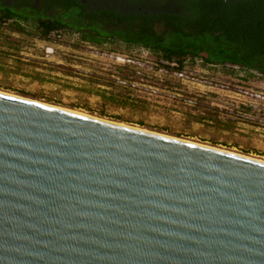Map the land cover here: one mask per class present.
<instances>
[{
    "label": "water",
    "instance_id": "water-1",
    "mask_svg": "<svg viewBox=\"0 0 264 264\" xmlns=\"http://www.w3.org/2000/svg\"><path fill=\"white\" fill-rule=\"evenodd\" d=\"M0 264H264V161L1 90Z\"/></svg>",
    "mask_w": 264,
    "mask_h": 264
},
{
    "label": "rangeland",
    "instance_id": "rangeland-1",
    "mask_svg": "<svg viewBox=\"0 0 264 264\" xmlns=\"http://www.w3.org/2000/svg\"><path fill=\"white\" fill-rule=\"evenodd\" d=\"M146 49L0 29V91L264 160V79ZM170 66V65H169Z\"/></svg>",
    "mask_w": 264,
    "mask_h": 264
},
{
    "label": "trees",
    "instance_id": "trees-1",
    "mask_svg": "<svg viewBox=\"0 0 264 264\" xmlns=\"http://www.w3.org/2000/svg\"><path fill=\"white\" fill-rule=\"evenodd\" d=\"M54 3V12L46 13L45 6L37 11L26 1L6 4L0 0V29L20 33L30 27L42 39L53 30H63L94 45L118 42L144 48L166 62L164 67L176 71L188 61H199L242 71L246 78L257 74L264 79V13H258L250 0L233 6L207 0L184 17L130 16L117 11L93 15L78 11L83 7L79 1Z\"/></svg>",
    "mask_w": 264,
    "mask_h": 264
},
{
    "label": "flooded vegetation",
    "instance_id": "flooded-vegetation-1",
    "mask_svg": "<svg viewBox=\"0 0 264 264\" xmlns=\"http://www.w3.org/2000/svg\"><path fill=\"white\" fill-rule=\"evenodd\" d=\"M6 4L10 3H24L28 2V5L33 6L34 9L40 11L44 6L46 13L54 12V8L51 9V5L54 2H63L68 0H1ZM72 3L79 1L83 7H79L78 11L83 13L96 15L101 11L120 12L123 15H156L163 13L170 16L184 17L191 10L199 8L200 5L206 3L207 0H69ZM241 0H223L226 4H237ZM244 1V0H243ZM254 3V7L258 10V13H264V0H250ZM233 6V5H232ZM264 16V14H263Z\"/></svg>",
    "mask_w": 264,
    "mask_h": 264
},
{
    "label": "bare ground",
    "instance_id": "bare-ground-1",
    "mask_svg": "<svg viewBox=\"0 0 264 264\" xmlns=\"http://www.w3.org/2000/svg\"><path fill=\"white\" fill-rule=\"evenodd\" d=\"M4 92V91H3ZM13 94V93H12ZM40 102V101H39ZM47 104V103H46ZM51 105V104H50ZM58 107H60V106H58ZM62 108H64V107H62ZM65 109H68V110H72V109H69V108H65ZM73 111H76V110H73ZM76 112H80V111H76ZM83 113V112H82ZM89 115V114H88ZM107 120V119H106ZM110 121H113V120H110ZM114 122H116V121H114ZM117 123H120V122H117ZM121 124H123V123H121ZM125 124V123H124ZM125 125H129V124H125ZM129 126H133V125H129ZM133 127H137V126H133ZM137 128H140V127H137ZM141 129H143V128H141ZM146 130V129H145ZM150 131V130H149ZM157 133H159V132H157ZM162 134V133H161ZM164 135H167V134H164ZM171 136V135H170ZM174 137V136H173ZM178 138V137H177ZM181 139H183V138H181ZM184 140H186V139H184ZM188 141H190V140H188ZM191 142H194V141H191ZM195 143H197V142H195ZM199 144H202V143H199ZM203 145H206V144H203ZM207 146H209V145H207ZM217 148V147H216ZM220 149V148H219ZM222 149V148H221ZM223 150H225V149H223ZM226 151H228V150H226ZM238 154V153H237ZM240 155H242V154H240ZM246 156V155H245ZM249 157V156H248ZM251 157V156H250ZM251 158H254V159H258V160H261V159H259V158H256V157H251ZM261 161H264L263 159L261 160Z\"/></svg>",
    "mask_w": 264,
    "mask_h": 264
},
{
    "label": "built area",
    "instance_id": "built-area-1",
    "mask_svg": "<svg viewBox=\"0 0 264 264\" xmlns=\"http://www.w3.org/2000/svg\"><path fill=\"white\" fill-rule=\"evenodd\" d=\"M60 33H61V30H53V31H51L49 34H50V36L51 37H55V36H57V37H59L60 36ZM163 61V60H162ZM164 62V61H163ZM166 63V62H165ZM171 66H174V65H176L175 63H169Z\"/></svg>",
    "mask_w": 264,
    "mask_h": 264
}]
</instances>
